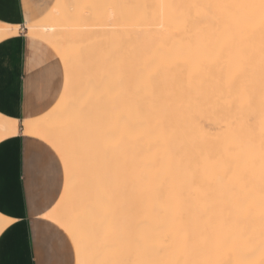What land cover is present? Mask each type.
<instances>
[{"label":"bare ground","instance_id":"bare-ground-1","mask_svg":"<svg viewBox=\"0 0 264 264\" xmlns=\"http://www.w3.org/2000/svg\"><path fill=\"white\" fill-rule=\"evenodd\" d=\"M25 29L64 71L22 133L61 161L75 264H264V0H56Z\"/></svg>","mask_w":264,"mask_h":264},{"label":"crops","instance_id":"crops-1","mask_svg":"<svg viewBox=\"0 0 264 264\" xmlns=\"http://www.w3.org/2000/svg\"><path fill=\"white\" fill-rule=\"evenodd\" d=\"M55 1L0 0V23L20 27L17 36L0 41V114L19 128L0 141V215L10 221L0 233V264H75L69 238L45 217L62 194L61 161L47 144L22 133L23 123L48 112L64 87L54 51L24 32L41 19L29 16Z\"/></svg>","mask_w":264,"mask_h":264},{"label":"rangeland","instance_id":"rangeland-1","mask_svg":"<svg viewBox=\"0 0 264 264\" xmlns=\"http://www.w3.org/2000/svg\"><path fill=\"white\" fill-rule=\"evenodd\" d=\"M54 3L55 2H52L51 3V6L49 7V8H45V10L43 11V12H38V13H35V14H31L30 16H29V19L30 20H36L37 18H43L48 12H49V10L52 8V6L54 5ZM25 27V25L23 26V28ZM24 32H25V34H26V32H27V30L25 31L24 30ZM51 50V49H50ZM47 113V112H46ZM45 113V114H46Z\"/></svg>","mask_w":264,"mask_h":264},{"label":"snow or ice","instance_id":"snow-or-ice-1","mask_svg":"<svg viewBox=\"0 0 264 264\" xmlns=\"http://www.w3.org/2000/svg\"><path fill=\"white\" fill-rule=\"evenodd\" d=\"M54 164V161L50 162V165ZM69 255H71V250H69ZM67 264H72V260L69 259V261L67 262Z\"/></svg>","mask_w":264,"mask_h":264}]
</instances>
